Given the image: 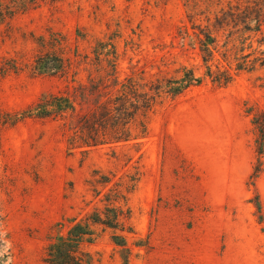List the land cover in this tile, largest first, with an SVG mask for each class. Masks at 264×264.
Returning <instances> with one entry per match:
<instances>
[{"label":"rangeland","instance_id":"1","mask_svg":"<svg viewBox=\"0 0 264 264\" xmlns=\"http://www.w3.org/2000/svg\"><path fill=\"white\" fill-rule=\"evenodd\" d=\"M252 1L39 0L0 23V248L10 245L0 264H41L73 221L134 179L119 202L127 264H264V150L259 163L251 124L264 112V67L236 72L219 48L209 65L231 67L233 78L213 84L192 29ZM98 43L113 46L118 82L174 81L187 71L202 81L140 113L132 129L143 123L144 137L72 149L76 114L87 105L61 116L29 111L104 76V58L93 61ZM46 54L62 58L66 71L39 72L35 62ZM95 231L82 246L89 264H124L114 232Z\"/></svg>","mask_w":264,"mask_h":264},{"label":"trees","instance_id":"2","mask_svg":"<svg viewBox=\"0 0 264 264\" xmlns=\"http://www.w3.org/2000/svg\"><path fill=\"white\" fill-rule=\"evenodd\" d=\"M38 1L0 0V23L17 12L35 7ZM213 19L211 22L207 17L205 26L192 24V29L197 30L194 35L205 68L204 77L218 86H226L232 81L231 67L221 69L216 66L212 70L209 65L219 48L223 50L220 56L224 61L230 64L232 60L235 63L236 72H251L257 65L264 67V0H254L243 7L228 6L227 11L220 9ZM218 35L224 37L221 46ZM98 44L93 52V61L102 64L104 58L107 63L103 69L104 76L97 80L89 77L88 84L75 88L72 95L50 96L29 111L30 115L38 117L61 116L68 112L74 114L76 104L87 105L86 111L82 112L83 109H80L81 112L76 114V125L68 140L72 149L120 144L144 137L146 127L143 123H139L138 133L133 134L132 129L140 113L151 111L163 97H176L202 81L201 77H195L192 71H187L182 78L174 81L156 79L146 84L128 77L118 82L114 78L116 62L113 46L112 51H104L107 45ZM35 64L37 70L45 74L56 75L66 71L62 58L52 54L39 57ZM70 96L76 99L75 103ZM251 124L258 133L256 152L260 163L264 150V112L254 115ZM258 172L259 166L254 169L253 176ZM100 179L104 186L110 182L108 177L102 176ZM134 180L124 183L123 191L110 190L104 195L105 204L101 210L96 209L83 219L73 221L65 236L46 247L41 264H89L90 255L82 250V246L95 240L96 227L114 232L111 240L121 248L124 264H127L128 258L125 255L129 254V249L124 235L127 232L124 228L126 218L119 202L125 200V194L133 189ZM117 186L123 187L119 184ZM257 206L259 210V205Z\"/></svg>","mask_w":264,"mask_h":264},{"label":"clouds","instance_id":"3","mask_svg":"<svg viewBox=\"0 0 264 264\" xmlns=\"http://www.w3.org/2000/svg\"><path fill=\"white\" fill-rule=\"evenodd\" d=\"M3 234H0V237H2ZM10 247V245L7 244V242H5V246L3 248H0V256H2L4 254V252H6L7 248ZM10 264V261H9Z\"/></svg>","mask_w":264,"mask_h":264}]
</instances>
